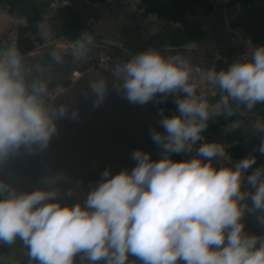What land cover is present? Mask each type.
Wrapping results in <instances>:
<instances>
[{
    "label": "clouds",
    "instance_id": "1",
    "mask_svg": "<svg viewBox=\"0 0 264 264\" xmlns=\"http://www.w3.org/2000/svg\"><path fill=\"white\" fill-rule=\"evenodd\" d=\"M190 72L182 57L166 58L154 50L118 68L131 102L185 94L174 101L177 114L159 122L163 131L152 130V140L165 151L163 158L153 160L150 153L135 151L134 169L114 176L105 170L85 207L48 202L56 195L52 191L9 192L0 199V240L11 243L19 236L40 264H73L78 252L107 264H125L129 254L144 264H264V237L248 235L242 222L247 209L260 211L258 219L264 224V169L246 177L254 191H241L244 173L255 158L216 168L213 159H230L225 146L204 143L196 158L171 159L172 153L192 151L211 115H219L222 108L232 115L229 99L249 109L264 102V47L253 49L250 60L245 56L227 70L204 74L202 79L226 93L215 105L197 97ZM93 87L103 97L104 85ZM256 128L264 131V125ZM54 131L48 110L26 89L17 54L7 53L0 59V156L21 144H46ZM260 152L264 153V143ZM5 191L0 184V192ZM248 199L250 209L242 203Z\"/></svg>",
    "mask_w": 264,
    "mask_h": 264
},
{
    "label": "water",
    "instance_id": "2",
    "mask_svg": "<svg viewBox=\"0 0 264 264\" xmlns=\"http://www.w3.org/2000/svg\"><path fill=\"white\" fill-rule=\"evenodd\" d=\"M124 15L131 39L122 41L104 30L98 31L97 36L122 44L137 56L143 53L141 46L150 47L149 42L137 16L127 11ZM85 52L89 56L96 54L91 48ZM99 84L104 85L103 97L93 87ZM122 85V78L100 67L96 72L88 71L64 94L56 95L48 111L55 126L53 137L46 144H21L0 156V184L8 189L0 192V199L13 190L16 194L45 190L56 193L48 202H59L62 207L79 203L85 207L90 192L103 182L105 170L114 176L134 169L135 151L150 153L153 160L163 158L164 149L152 140L153 129L163 131L159 123L162 115L150 101L144 104L129 101ZM211 163L216 168L234 167L220 157ZM244 177L241 191H254ZM245 202L250 209L251 200L242 201ZM260 215V211L246 209L242 222L248 235L264 237ZM30 252V246L19 236L11 243L0 240V264H40ZM73 264H107V261L93 262L86 253L78 252ZM125 264L144 262L129 254Z\"/></svg>",
    "mask_w": 264,
    "mask_h": 264
},
{
    "label": "built area",
    "instance_id": "3",
    "mask_svg": "<svg viewBox=\"0 0 264 264\" xmlns=\"http://www.w3.org/2000/svg\"><path fill=\"white\" fill-rule=\"evenodd\" d=\"M74 1H81L86 6L94 9L98 15L106 16L110 11L114 10L116 13L122 15L124 11L132 13L137 16L139 24H155L158 25L161 30H167L170 27H181V23L174 21H166L160 18L156 13H147L142 0H44L43 7L40 11V18L42 22V28L39 36L31 33L27 34V37L32 43V50L29 52L39 53L44 50H61L74 52L75 56L81 62L76 66L71 73L60 83L53 84L48 89L44 90L43 97L39 100L42 102L45 109L49 111L52 100L56 95L64 94L69 88H71L83 75L88 71L96 72L99 68H103L123 79L122 74L117 73V69L121 68L124 64L130 62L135 55L126 49L122 44L109 41L98 36L88 38L69 39L61 35L58 31L56 14L62 7H70ZM212 7L216 5L222 6L228 11L229 16L227 18L226 27L233 36L234 45L236 50L233 55L225 56L218 51H214L212 60L213 63H219L223 69L227 70L232 63L241 61L244 57L250 60L252 58V50L257 47H264L258 42H253L247 33L238 25L236 21L243 12V6L239 1L233 0H210ZM253 7H264V0H255L252 4ZM193 18H196L193 17ZM84 26L92 27V21L84 22ZM90 38V42H89ZM83 45V49H81ZM86 48L93 49L96 54L89 56L86 52ZM181 47L172 48L165 47L166 50H178ZM189 52L188 64L191 69L190 83L196 85L197 97L206 100L210 106L220 102L222 95L218 86H214L211 82L202 79L204 74L209 70H214L202 63V55L199 52V46L195 43L186 48ZM9 52H15L20 60V68L23 67L27 54H23L18 48L16 41L11 43L8 48L0 46V59H6V54ZM218 70L217 72L221 71ZM184 98L185 94L182 92L176 94H170L166 100L161 101L157 96L154 100L150 101L162 115V117H168L177 114V106L170 108L166 104L167 100H174L176 97ZM235 99H229L230 104ZM211 117H219L222 119L221 125L217 130L205 135H201V139L192 146V151L187 152L191 157L196 156L197 149L204 143H213L214 141L223 142L225 146V152L230 159L226 160L233 166L241 159L231 156L228 152L230 148L227 147V142L236 143L234 135L237 130V124L230 119L227 111L223 108L219 115H211ZM264 168V159L260 165ZM258 168L251 167L244 175L247 177L251 175L253 171Z\"/></svg>",
    "mask_w": 264,
    "mask_h": 264
},
{
    "label": "trees",
    "instance_id": "4",
    "mask_svg": "<svg viewBox=\"0 0 264 264\" xmlns=\"http://www.w3.org/2000/svg\"><path fill=\"white\" fill-rule=\"evenodd\" d=\"M239 1L243 6V12L238 17L236 25L240 26L250 37L253 42H258L264 46V7H253L255 0H233ZM147 13H156L160 18L166 21L183 23L184 29L177 31L162 30L157 38L160 43L164 40H170L177 36L181 31L185 34V45L191 41H199L204 36V31L196 23L185 19L186 13L196 15L200 11H210L212 6L210 0H142ZM0 11L8 12L16 20L23 22L18 26L16 32V44L23 54L32 50V43L27 34L39 36L42 28L40 18V8L33 0H0ZM58 31L61 35L69 39L94 37L95 31L91 27L84 26L78 13L71 7H62L56 14ZM4 47H9L6 40L0 41ZM21 77L24 80L26 89L29 94H35L40 100L43 97L44 90L41 92L39 73L34 68H20ZM264 102H257L251 109L246 104L239 103L237 100L232 101L229 106L232 109L230 119L236 122L237 130L234 135L236 143L228 150L229 154L238 159L255 158L253 168H261L260 165L264 159V153L260 152V146L264 140H260L252 134L253 120L251 113H262ZM166 104L170 108L177 105L174 100H167ZM222 119L219 117H209L207 128L202 131L201 135L208 134L218 129ZM175 154L171 159H175Z\"/></svg>",
    "mask_w": 264,
    "mask_h": 264
},
{
    "label": "crops",
    "instance_id": "5",
    "mask_svg": "<svg viewBox=\"0 0 264 264\" xmlns=\"http://www.w3.org/2000/svg\"><path fill=\"white\" fill-rule=\"evenodd\" d=\"M33 1L41 10L44 0ZM70 7L78 13L81 21L85 23L92 21L91 28L95 31V36H97V32L100 30L107 31L108 33L114 35L120 32L124 33V29L128 32V24L124 14L120 15L112 10L106 16H100L94 9L86 6L81 1H74ZM195 16L196 18H193ZM228 16V11L220 5L212 7V10L207 12L200 11L196 15L186 13L185 19L187 21L196 22L204 31V36L199 41H191L185 46H179L181 48L178 50H168V56L166 57L179 56L185 59L188 64L189 52L186 48L196 43L199 46V52L203 57V64L215 69L216 71L223 69L222 65L219 63H213L212 57L214 51H218L220 54L225 56H230L233 55L236 50L233 36L226 27ZM181 24L182 25L178 30L182 31L184 29V25L183 23ZM143 28L150 47L141 46L142 52L144 53L150 51L152 48V50L163 55V51L166 50L165 47H169V44L167 43L168 39L164 40L162 43L159 42L157 35L162 31L161 28L158 25L149 23L144 24ZM30 54L31 53L29 52L27 53L23 66L26 68H34L38 71L41 83L45 87L44 90L48 89L53 84H57L65 80L71 71L76 66L81 64L74 52L50 49L37 53L38 57L42 56L43 60L47 59L46 64L48 66L43 68L41 67L43 64L39 63L38 57H31L33 55Z\"/></svg>",
    "mask_w": 264,
    "mask_h": 264
},
{
    "label": "rangeland",
    "instance_id": "6",
    "mask_svg": "<svg viewBox=\"0 0 264 264\" xmlns=\"http://www.w3.org/2000/svg\"><path fill=\"white\" fill-rule=\"evenodd\" d=\"M0 15L9 17V20L6 23L0 25V41L6 40L7 42H9V45H10L11 43L15 42L17 28L22 23H20L14 17L10 16L8 12L0 11ZM178 29H179V27H177V28L170 27L166 31H177ZM176 34H177V36L172 37L170 40L167 41V43L169 44V47L175 48V47H179V46H185V41H184V39L186 37L185 34H183L181 31L177 32ZM114 36L117 37L118 39L122 40V41H126L128 39H131L130 38L131 36L129 35V32H126L125 29H124V33L120 32V33H117ZM0 46H4V43H0ZM167 51L168 50H164L163 51L164 54L162 56H164V57L168 56ZM170 51H172V50H170ZM43 53H45V52H43ZM30 55H33L31 57H35V58L38 57L37 53H33V54H30ZM41 59H42V56H39L38 57L39 63L43 64L41 67L44 68V67L48 66L46 64L47 63V59H44V60L43 59L41 60ZM39 79H40V75H39ZM40 85L43 87V90H44L45 87L41 83V80H40ZM262 110H263L262 113H257V114L251 113L250 114V117L253 120L252 134L255 137H257L258 139H260V140H264V131H257L256 126H257V124L264 125V103H263V109ZM50 137L52 138L53 135L51 134ZM213 143L225 144V143H223V142L221 143L219 141H214ZM226 145H227L228 148H231L234 145V143L233 142H231V143L227 142ZM190 158H191V155L188 154L187 152H185V153L178 154V156L174 159V161L187 160V159H190Z\"/></svg>",
    "mask_w": 264,
    "mask_h": 264
},
{
    "label": "bare ground",
    "instance_id": "7",
    "mask_svg": "<svg viewBox=\"0 0 264 264\" xmlns=\"http://www.w3.org/2000/svg\"><path fill=\"white\" fill-rule=\"evenodd\" d=\"M8 20H9V17L8 16H1L0 15V25L6 23Z\"/></svg>",
    "mask_w": 264,
    "mask_h": 264
}]
</instances>
